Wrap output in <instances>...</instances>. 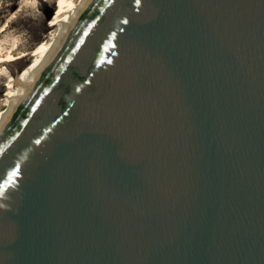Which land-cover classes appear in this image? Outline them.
<instances>
[{"label": "water", "instance_id": "water-1", "mask_svg": "<svg viewBox=\"0 0 264 264\" xmlns=\"http://www.w3.org/2000/svg\"><path fill=\"white\" fill-rule=\"evenodd\" d=\"M0 264H264V0H79L0 117Z\"/></svg>", "mask_w": 264, "mask_h": 264}, {"label": "rangeland", "instance_id": "rangeland-1", "mask_svg": "<svg viewBox=\"0 0 264 264\" xmlns=\"http://www.w3.org/2000/svg\"><path fill=\"white\" fill-rule=\"evenodd\" d=\"M55 1L58 2L59 7H64L67 4V0H0V25L10 17V20H15L16 24L5 31H0V41L5 45H9L11 40L18 37L19 39L22 38L21 40L24 39L29 48L35 49L43 39L54 33ZM48 13L50 15L47 18ZM31 60V55L27 54L20 59L9 60L0 68L3 71L0 72V98L8 89L9 78L13 79L22 74L31 63Z\"/></svg>", "mask_w": 264, "mask_h": 264}, {"label": "bare ground", "instance_id": "bare-ground-1", "mask_svg": "<svg viewBox=\"0 0 264 264\" xmlns=\"http://www.w3.org/2000/svg\"><path fill=\"white\" fill-rule=\"evenodd\" d=\"M78 2H79V0H70V1L67 0V4L64 7H59V5H57L58 2L55 1L56 11H55V17L53 18L54 23H55L54 24V26H55L54 33H52L50 36L48 35V37H46V39H43V41H41L39 43V45H37V47L35 46L37 48V50H36V48L35 49H31V47L29 48V46L27 45V42H25L24 39H23L24 41L21 40L22 38L19 39L18 37H17L18 39L15 37L16 39L11 40V43L8 42L9 45H5L4 43H2L0 41V68L2 66H4L11 59L17 60V59H20L22 57H25L27 54H30L31 58H32L31 63L28 65V67L25 69V71L22 74L18 75L16 78H13V79L11 77L9 78L8 89L4 93L3 97L0 98V117L3 114V112L5 111V109L7 108L9 97L15 93L16 88H17V84L20 81L25 80L33 72L35 65L41 59L42 52L48 47V45L53 40L57 26L60 23H62L68 15H70L72 13V11L77 6ZM2 11H3V9H2ZM0 12H1V9H0ZM10 18L6 19L4 21V23L0 25L1 26L0 31H5L6 29L13 27V25L15 24V20L14 21H13V19L10 20ZM3 39H4V37H3ZM26 45H27V47H26ZM1 71L2 70L0 69V72Z\"/></svg>", "mask_w": 264, "mask_h": 264}, {"label": "snow or ice", "instance_id": "snow-or-ice-1", "mask_svg": "<svg viewBox=\"0 0 264 264\" xmlns=\"http://www.w3.org/2000/svg\"><path fill=\"white\" fill-rule=\"evenodd\" d=\"M37 143H39V141H37ZM12 175H13V176H15V175H16V173H15V172H13V173H12Z\"/></svg>", "mask_w": 264, "mask_h": 264}, {"label": "trees", "instance_id": "trees-1", "mask_svg": "<svg viewBox=\"0 0 264 264\" xmlns=\"http://www.w3.org/2000/svg\"><path fill=\"white\" fill-rule=\"evenodd\" d=\"M21 69V68H20Z\"/></svg>", "mask_w": 264, "mask_h": 264}]
</instances>
